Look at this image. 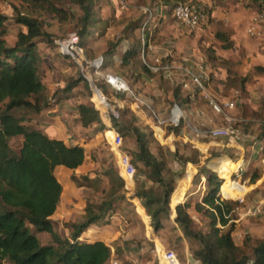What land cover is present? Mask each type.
I'll list each match as a JSON object with an SVG mask.
<instances>
[{"label":"trees","instance_id":"1","mask_svg":"<svg viewBox=\"0 0 264 264\" xmlns=\"http://www.w3.org/2000/svg\"><path fill=\"white\" fill-rule=\"evenodd\" d=\"M17 1L28 14L22 15L18 12L14 19L20 29L15 35L13 45H8L3 40L6 35L7 18L0 12V264H108L111 258L109 246L101 241L88 243L80 241L79 238L84 229L105 219L117 203L126 199L123 179L117 170H107L104 176L108 180V188L104 187V198L100 204L87 206L83 220L70 225L72 230L70 239L59 237L51 220L62 194V186L55 176V170L57 167L72 172L77 170L86 160L85 149L81 146H67L62 141L50 138L28 125L32 117L49 107L46 90L41 81V64L44 58L39 55L37 45L53 44L54 35L44 31L41 16L48 15L59 24L73 25L80 39V46L83 47L85 39L92 35L93 28L98 25L95 2ZM61 2L77 8L80 14L68 12L60 5ZM251 2L258 4L261 10L264 9V0ZM160 3L169 7L172 14L173 8L178 4L200 7L208 19L204 28L211 24L213 6L209 3L192 0H160ZM214 37L222 42V49L233 48L234 43L230 41L228 35L218 31ZM139 44L137 40L131 43L122 56L120 69H127L135 74L142 70L150 75L145 66L138 64ZM202 51L208 55V63L213 65L218 61L211 46L202 48ZM219 64L227 66L225 89L244 91L249 78L237 77L230 71L229 62L220 60ZM255 71L264 72V68L258 67ZM119 77L123 79L126 76L122 74ZM81 82L87 88L85 79L79 77L67 84L64 91H71ZM116 97L123 98L124 95L117 94ZM179 98V90L175 89L173 99L178 101ZM93 101L100 107H106L99 92H95ZM75 111L82 128L96 127L97 130L105 128L99 112L92 105L77 103ZM128 114L131 117L127 124L121 117L123 115L126 118ZM122 115L119 113L112 117L111 122L113 126H119L117 133L122 142L126 139L132 140L134 148L126 153L135 171L149 185L137 186L134 197L142 202L145 214L150 217L151 227L157 232L164 228V220L169 218L171 213L169 204L173 187L165 179L169 168L164 159L151 152L150 147L154 143L152 132L139 124L128 105L124 106ZM256 117L259 115L256 114ZM248 127L244 126L246 130ZM172 130L178 132V128ZM260 132V138L264 137V124H261ZM16 138L21 139L18 152H14L10 146L11 140ZM173 157L177 158V151ZM199 162L200 154L193 150L192 157H187L185 164ZM187 167L189 168V165ZM213 168L218 174L226 175L230 173L232 163L228 159H222ZM193 174L194 171L189 170L187 176L190 180ZM258 178L257 174L253 173L249 184L253 185ZM83 179L97 189L101 183L100 178ZM206 188L201 201L194 205L197 213H202L209 219L206 231L193 229V221L188 214V210L191 209L188 200L175 207L174 223L177 228L185 238L193 239L197 243V248L191 252L193 258L199 264H264V239L255 242L251 236L246 235L241 245H237L232 238L235 226L234 223H230L233 220L236 203H229L218 197L219 189L224 196L234 198L240 196L244 192L239 189L242 187L226 186L215 173H211L206 178ZM176 203L179 202L175 201L174 204ZM40 233L50 235L52 244L41 245L37 237Z\"/></svg>","mask_w":264,"mask_h":264},{"label":"rangeland","instance_id":"2","mask_svg":"<svg viewBox=\"0 0 264 264\" xmlns=\"http://www.w3.org/2000/svg\"><path fill=\"white\" fill-rule=\"evenodd\" d=\"M93 1L95 2V11L97 13L96 16L98 18V25L93 28L92 35L85 39L84 46L81 47L83 52L82 56L87 62H92L94 59H97L101 56H109L110 53H119L121 43H123V41L135 42L136 40H138V37L140 35L144 36L143 40L145 41V43L150 42V47H153V45H160V39L162 38L163 29L162 24L164 22V19H173L170 8L163 6L160 3V0H124V2L127 4L126 10L120 9V0ZM192 1L205 2L213 6V12L211 15L212 19L210 20L211 24L209 26L204 28V25L208 21L206 14H204V20L202 21L200 27L194 32H189L188 30L185 31L186 29L181 27L185 32L188 33L190 37H194L198 41L200 40L199 42L201 43V45L204 43L205 45H202L203 48H205L206 46H211V43L215 38L214 34L216 32L219 31L225 35H230V33L232 32L231 27H233L236 28L237 32H242L244 35H246V38L251 39V52L256 51L258 53L260 51H264V26L261 25V27L259 28V36L251 35L248 33V29L252 24V20L254 19V17L261 15L264 16V9L261 10V8L258 7V4L252 3L251 0ZM60 5L65 10L73 13L74 15L80 14L77 8L70 6L66 2H61ZM0 12H2V14H4L7 18V21L5 22V28L7 31L6 35L3 37V40L8 45H12L15 39V35L18 31V27L16 26L14 19L17 16L18 12L22 15L28 14V12L24 10L23 6L18 4L17 0L0 1ZM150 15L153 16V18L149 19V21H145L146 19L148 20ZM218 18H223V21H219ZM41 19L44 22V31L54 35L53 44L39 43L37 45V50L40 52L42 58H44V61H42L41 64V81L48 90L47 96L49 98L56 97L61 99L60 96L61 94L63 95L62 91L65 89L66 85L71 83L72 81L77 80L79 77L84 78L87 84V88H85L84 83H79L71 90L70 93H68V97H66V99H68L69 101L66 100L68 102L62 104V106H60L61 104H58V111L64 110L65 112L63 115V117L65 118V123L64 121L62 123L66 126L67 123H70L68 121L70 120V125L72 127H75V106L80 102L92 105L93 108H95L94 105H96L97 108L101 110L98 111L100 117L104 118L105 110H103V108L98 106V104H95L96 102L93 101L95 93L93 88L90 87L87 79H92L94 81L96 88L101 91V94L105 98L106 103L111 106L114 115L109 113V117H115L119 113L122 115L124 106L130 103L129 98L125 96L123 98H117V94L112 92L105 85H102L101 81L98 79L99 77H95L91 69H86L85 64H83L82 70L73 62L70 57H63L62 55H60L58 47L56 46V42L63 40L72 34H76L77 32L73 29V25L59 24L54 18L48 15L41 16ZM143 22H147L144 28L141 27L143 25H140ZM138 62L140 65H143L142 60L140 61L139 59ZM145 62L148 64L146 58ZM148 65L158 66L157 64ZM159 66H161V64H159ZM225 67L227 68V66ZM111 72L116 76H121L122 74H124V76L126 77H123V79L141 99L143 98L144 100H149L152 98H156L155 95H150V92H153L154 89L149 85H144L140 80H137L135 73H131L127 69H120V65H116V67L113 66ZM101 74H104V68L102 69ZM190 74L191 73H187L188 78ZM252 75L255 74L252 73ZM157 76L158 75H154L156 80L159 79V77ZM215 81L216 80H213L212 83L209 82L208 89L205 95H200V99L201 101H205L207 103L212 100L214 103L218 104L221 107V111L218 113L221 116V120L218 123L219 126L216 128L227 126L236 128V123L235 121H233L234 118H239V116L243 118H251L256 117V114L258 113L260 114V112L255 113L251 110L248 111V109H245L246 107H249L239 102L241 96L238 91L237 93H231L230 90L223 89L221 86L216 85ZM160 82L162 81L160 80ZM167 84H170V82H167ZM174 88V86L172 87L171 85H167V88L164 89V97L160 98L157 96L156 102L160 105L164 104L162 107L163 112L159 114H162V116L167 118V120L169 119L170 112L174 108L175 104L179 107L178 102L176 100L174 101L173 99ZM253 90L256 92L255 88H253ZM255 92H253L254 96L250 94V97L252 98L253 96L255 97V100L259 101L260 99L262 100L263 104L260 109L262 114L260 115V117L262 118V120H264V87L262 86L261 90V92H263V95H261L262 98H260V96ZM215 97H218V100L215 99ZM229 102L233 104L232 108L225 107L224 104ZM129 110L131 113H133L131 109ZM180 111L182 112L181 109ZM144 113L146 115H149L145 110ZM68 117L70 119H68ZM130 117V114H128L126 118L122 115L121 120L127 123L130 120ZM226 117L229 119L227 120ZM113 128L117 132L119 126L114 125ZM173 128L174 126H167V130L169 131ZM67 129L69 130L70 128L67 127ZM253 130L255 129L253 128ZM104 131H106V127L103 130H97L96 127H91L87 129L86 132H81L80 134H76L77 136H71L68 138V140H75L79 139L78 136H80L83 144L86 145L88 165L85 168L83 167L80 171H77V173L72 174L69 172L67 173V171H65L64 169L55 170V176L63 186V194L56 212L51 217V220L55 232L59 235V237L63 239H70V234L72 232L70 225L79 223L83 220V215L86 207L93 204L98 205L104 198V187L105 189L108 188V180L104 176L105 172L110 169L117 170V160L112 154L111 146L107 141H105L104 137L101 136ZM258 131L260 130L257 128V133ZM72 132H75V130H72ZM160 139L162 141L164 140V138L162 137ZM20 145V138L13 139L10 142V146L14 150V152H18ZM174 145L177 151L176 159L173 157L174 153L171 154L167 147H159V145H154V143H152L150 147L152 148L153 153L157 155V157H161L162 159H164L168 163L167 165L170 166L169 171L165 174V179L170 182L173 187L169 205L173 206L175 201L181 202L183 201L184 197H186L189 204L191 205V210H194V205L201 201L207 190L206 181H204V179L207 178L208 174L214 173L211 171L212 169H214L212 164L222 159L231 160L230 162H232V168L230 173L226 175H222L221 173H219L221 178L219 177V174L217 172H215V174L217 175L219 180H222V183H224V185L235 186L237 185L236 183L239 182V186L241 185L242 187L239 189L244 190L242 195L234 198L224 196L219 189V192H221V194L223 195L219 196L221 200L227 201L229 203H236L235 210L233 212V220L230 222L234 223L235 226L232 232V238L234 242L239 246L243 242V239L246 235L251 236L255 242L264 239V166L254 167V169L252 168L250 170L248 169L241 177H236V175L232 173L236 168L234 159L235 157L232 154L231 150L224 149L220 145L215 148L213 152H209L203 162L201 161L199 162V164L190 163L188 168L185 164L186 158L192 157V151L194 149H191L190 147H188V145L184 146L181 141L177 142ZM122 146L124 152H130L131 150H133L132 140L130 139L124 140L122 142ZM203 169L207 170V172L204 173ZM189 170L194 171L192 180H190V178H188L187 176ZM253 173H256L259 178L253 185H250L249 180L251 174ZM85 177L89 180L100 178L101 183L98 185V189L92 186L91 183L85 182V180L83 179ZM140 184H143L144 186V184H146V180L136 171L134 188L131 190L133 194L135 188ZM124 191L125 195L129 193V190L126 188L124 189ZM238 198H241L242 202H239ZM127 200H129L127 202L128 206H126L123 210H130V208L132 207L130 203V197H127ZM254 209H257L258 211L254 214L248 213L249 210L253 211ZM110 213L106 217L107 219H109L108 217L110 216ZM128 214L130 215V212H128ZM191 219L193 221V229L195 231H206L208 229L209 219L202 213H197L194 210ZM168 221H170V218L164 220V222H166L167 224ZM132 222L130 220L129 224ZM97 223H100V227H103L104 229V219ZM88 228L89 227L83 230L79 238L80 241H92L95 240L97 236L98 238H101V234L104 232L103 231L100 232V234H95L93 231L91 233H88L90 234L88 235L89 237H83V234L87 232ZM175 232L176 233L171 232L169 237L167 236V238H169L170 244L165 249H162L159 246L158 249L156 251L154 250L153 252V248H150V246L147 247L148 252L144 254V259L150 261L153 260V264H157L158 260H160L161 254L164 251H172L181 260L185 258L188 249L192 251L197 248V243L195 242V240L185 238L180 229L177 228ZM178 233L183 237H178ZM37 237L41 245L52 244L51 236L46 233L37 234Z\"/></svg>","mask_w":264,"mask_h":264},{"label":"crops","instance_id":"3","mask_svg":"<svg viewBox=\"0 0 264 264\" xmlns=\"http://www.w3.org/2000/svg\"><path fill=\"white\" fill-rule=\"evenodd\" d=\"M152 18L153 16H151V19ZM218 20L223 21V18H218ZM143 23L140 25H143ZM16 26L19 30L20 26L17 24ZM162 26L163 29L162 38L160 39V45H153V47L151 46L152 48L147 53L145 58L148 64H161L162 66H166L167 70H161L157 74L150 75L145 74L142 70H138L137 74H135L137 80H140L144 85H149L154 89L153 92H150V95H155L156 98L150 97L152 99H145V102L147 104L145 106H142L141 104L133 105V103L131 102L127 104L128 108L131 109V111L136 115L139 124L147 127L152 132L154 145L157 144L159 145V147H167L169 152L173 154L176 152V147L174 144L181 141L184 146L188 145V147L200 153V162H203L209 152H213L215 148L221 145L224 149L231 150L232 154L235 157L234 159L236 167H238L241 161L247 162L248 160L249 170L252 168L254 169V167L264 166L260 153L258 151H252L251 142L249 141L250 137H255L259 140H262L264 138H260V131H258L257 133V128L260 130L261 124H264V120H262V118L260 117V115L262 114L260 109L263 102L261 99L260 101L255 100V97H253V92H255L253 88L256 89L255 93L259 95L260 98H262L261 95H263V92H261V90L262 86L264 87V72L259 73V75L255 70L258 67L264 68V51H260L258 53L256 51L251 52V39L246 38V35H244L242 32H237L236 28L231 27L232 32L228 36L230 41L234 43V46L231 49L224 50L221 47L222 42L214 38L213 42L211 43V48L213 50V55L218 59V61L214 62V64L212 65L208 63V55H206L202 51V45L204 43L201 45V43L199 42L200 40L198 41L194 37H190L188 33L185 32L187 30L184 31L182 29L183 27L181 28V26H179L172 18L164 19ZM143 37V35H140L137 40L140 43L138 47V60L140 59V61V52L142 49L141 38ZM131 43V41H123V43H121L119 53L115 52L110 53L109 56H101L104 62V74H112L111 69L113 68V66L116 67V65H120L122 56L126 52V50H128ZM38 53L41 56L39 51ZM220 60L229 62L230 71L236 74L237 77L249 78V81L245 84L244 91L229 89L231 93H237V91L240 93L241 97L239 102L249 107H246L245 109H248V111L251 110L256 113L260 112V114L258 113L259 117L243 118L239 116V118L236 117L233 119V121H235L236 123V129L243 132V134L249 138L230 141L227 139H213L207 136L206 132L208 130L214 129L219 126L218 123L221 120V116L217 112L212 110L210 103L201 101L200 95H205L208 89L209 82L212 83L213 80H216V85H219L223 89H225L224 82L227 78V68L224 65L219 64ZM188 72L195 76H199L202 74L208 76L209 81L205 87L204 92H200L191 82V80L187 76ZM252 73H254L255 75H252ZM154 75H158L157 77H159V79L156 80ZM160 80L162 82H160ZM167 82H170V84H167ZM167 85H171L172 87L174 86V90H179L180 98L177 102L180 109L182 110V117L180 119L179 126L174 127L178 128L177 133L172 129L170 131L167 130V126H169V124L166 123L167 118L162 116V114H159L163 112L162 107L164 104L160 105L156 102L157 96L160 98L164 97V89L167 88ZM45 90L47 94L48 90L46 89V87ZM62 92L63 95L61 94V99L56 97L49 98L47 96L49 107L39 115L32 117L28 125L43 132L50 138L62 141L67 146H81L85 149L86 160L84 164L74 172L69 171L63 167L56 168L64 169L65 171H67V173L69 172L72 174L77 173V171H80L83 167L85 168L88 165V156L86 145L83 144L80 136H78L79 139L75 140H68V138L71 136H77L76 134H80L81 132H86L87 129L82 128L78 123L76 111L74 114V119H76L74 125L75 127H72L70 125V120H68L70 123H67L66 126L62 123L65 119L63 117L65 112L64 110L58 111V104H61L60 106H62V104L68 102L69 100L66 99V97H68V93H70L71 91L65 92L63 90ZM250 94L253 95H251L252 98L250 97ZM215 99L218 100V97H215ZM144 110L149 115H146L144 113ZM156 117L165 123L162 125H158ZM68 119L70 118L68 117ZM228 119L229 118H227V120ZM101 120L105 126V123L107 121L105 119L103 120V118H101ZM245 125L249 126L247 130L244 128ZM67 127H69L70 129L68 130ZM253 128L255 130H253ZM72 130H75V132H72ZM101 136L104 137L105 141H107L108 144H110L111 134H109L107 131H104ZM161 137L164 138L163 141L160 139ZM202 140L206 142H203ZM150 149L153 153L152 148ZM218 162L219 161L214 162L212 166H215ZM187 165H190V163L186 164V166ZM167 166L170 169V166ZM203 170L204 173L207 172V170ZM211 171L214 173L216 172V170L214 169H212ZM117 173L121 177L118 169V163ZM204 181H206V178L204 179ZM140 186H143V184H140ZM143 187H147V184H144ZM133 188L134 180L131 184H129L128 188H126L129 190V193L125 195L126 199L116 204V206L110 213V216L108 217L109 219H104V229L103 227H100V223H96L95 225H90L87 232L83 234V237H89V232L91 233L94 231L95 234H100V232L104 231L101 234V238H98L97 236L95 240L87 242L91 243L95 241H101L110 247L111 258L108 264H153V260L150 261L144 259V254L148 252L147 247L150 246V248H153L154 252V250L156 251L159 246L162 249H165L167 246H169L170 243L167 236L169 237L171 232L176 233L175 230L177 229V226L174 223L175 207L178 204L187 201V198L184 197L183 201L176 203L173 206L171 205V213L169 215L170 221H168V224L164 222V228L155 232L151 227L150 217L145 214L142 208V202L134 197V194L131 191ZM62 194L60 200L62 198ZM220 195L223 196L221 192L218 193V197ZM127 197H130V203L133 208L131 207L132 209L130 208V210H123L126 206H128L127 202L129 200H127ZM122 211H124L125 214ZM193 211L194 210L191 209L188 210V214L190 215V217H192ZM128 212H130V215L128 214ZM130 220L131 222H133L129 224ZM173 227L175 230L173 229ZM177 235L178 237H183L179 233ZM191 252V250H187L185 258L180 260L181 264H199V262L193 258ZM157 264H160L159 260Z\"/></svg>","mask_w":264,"mask_h":264},{"label":"built area","instance_id":"4","mask_svg":"<svg viewBox=\"0 0 264 264\" xmlns=\"http://www.w3.org/2000/svg\"><path fill=\"white\" fill-rule=\"evenodd\" d=\"M119 7L121 10L127 9V4L124 2V0H120ZM172 17L179 26L185 28L188 31H195L200 27L202 21L204 20V13L202 12L200 7H191L187 4H178L173 8ZM149 19H151V16L146 21H149ZM146 24L147 22H145L142 27L144 28ZM261 25L264 26V16L261 15L254 17V19L252 20V24L248 29V33L251 35L259 36L260 34L259 28L261 27ZM141 41H142V49L140 52L141 60L143 65L149 70V72L151 74H157L161 70H167L166 66H162V65L159 66V64L158 66H149L145 62V57L147 53L151 50V47L149 43H145L143 38ZM56 46L58 47V51L60 55H62L63 57H70L73 60V62L76 65H78L82 70H83V64H85L86 65L85 68L91 69L93 75L95 77L96 76L99 77L98 79L101 81V83L105 85L108 89H110L112 92L116 94H122L125 97L129 98L130 102L133 103V105H137V104H141L142 106L147 105L145 100L138 97V95L133 91V89L128 85V83L124 79L112 74H101V71L104 68L103 58L99 57L97 59H94L92 62H87L82 56L83 52L80 46V39L76 34H72L63 40L57 41ZM189 79L200 92L205 91V87L209 81L208 76L204 74L199 76L190 74ZM90 81L92 83V88L94 90V93L99 92L100 95L102 96L101 91L96 88L94 81L92 79H90ZM103 99H104V105L106 107L105 108L101 107V108L105 110L103 120L105 119L107 121L105 123L106 131L109 134H111V142H110L111 151L112 154L117 158L118 169L125 183L126 186L125 188H128L129 184H131L134 180L136 171L130 162L129 155L126 152H124L122 149L121 137L114 130L112 126L109 113L113 114L114 112L111 106L106 103L104 97ZM209 103L215 112L219 113L221 111V107L218 104L214 103L212 100H210ZM224 105L227 108L233 107V104L231 102L225 103ZM94 107L95 110L101 111L99 108H97L96 105H94ZM181 117H182V112L180 111L179 107L175 105L174 108L171 110L170 117L166 123L171 126L177 127L180 124ZM164 123L165 122H162L157 118L158 125H162ZM206 133L207 136L213 139H227L230 141L249 138L245 136L243 132L229 126L214 128L208 130ZM249 141L251 142L252 151H258L262 157L261 158L262 162L264 163V138L262 140H259L255 137H250ZM248 162L249 160L247 162L241 161L238 167L234 169L233 174H235L236 177L238 176L241 177L248 169L249 166ZM236 184L239 185V182H237ZM238 201L242 202V199L238 198ZM257 211H258L257 209H254L253 211L249 210L248 213L254 214ZM159 262L160 264H181L180 259L172 251H164L161 254Z\"/></svg>","mask_w":264,"mask_h":264},{"label":"water","instance_id":"5","mask_svg":"<svg viewBox=\"0 0 264 264\" xmlns=\"http://www.w3.org/2000/svg\"><path fill=\"white\" fill-rule=\"evenodd\" d=\"M87 81H88L90 87H92V83H91L90 79H87Z\"/></svg>","mask_w":264,"mask_h":264}]
</instances>
